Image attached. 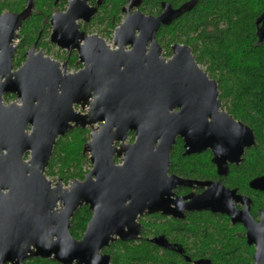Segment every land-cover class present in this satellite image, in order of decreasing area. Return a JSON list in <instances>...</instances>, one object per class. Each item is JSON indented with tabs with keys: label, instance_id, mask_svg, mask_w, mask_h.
Returning a JSON list of instances; mask_svg holds the SVG:
<instances>
[{
	"label": "water",
	"instance_id": "obj_1",
	"mask_svg": "<svg viewBox=\"0 0 264 264\" xmlns=\"http://www.w3.org/2000/svg\"><path fill=\"white\" fill-rule=\"evenodd\" d=\"M199 1L178 7L163 1L159 15H147L139 9L142 0H129L127 17L113 36L117 48L112 49L77 23L88 22L97 8L87 0H70L67 12L53 16L50 39L79 53L84 67L77 72H68L66 63L37 50V44L13 70L19 30L31 2L20 13L0 15V264L33 258L109 264L110 256L101 250L117 239H138L140 216L183 218L194 210L228 213L244 222L250 242L258 245L256 264H264V227L240 218L244 213L232 207L233 193L228 195L219 183L169 175L178 137L184 139L185 154L213 147L222 162L226 151L242 150L247 139L254 143L252 130L222 109L218 81L197 62L192 48L175 43L172 56L165 57L157 41L163 26ZM5 93L20 102L5 104ZM77 127L91 129L83 150L91 169L68 186L62 180L54 183L46 171L56 143ZM130 132L132 143L127 142ZM194 183L210 187L200 195L172 198L178 186ZM85 205L93 215L77 240L70 234L71 221Z\"/></svg>",
	"mask_w": 264,
	"mask_h": 264
},
{
	"label": "trees",
	"instance_id": "obj_2",
	"mask_svg": "<svg viewBox=\"0 0 264 264\" xmlns=\"http://www.w3.org/2000/svg\"><path fill=\"white\" fill-rule=\"evenodd\" d=\"M27 1L29 0H0V14L4 11L19 13L26 7ZM163 1L178 7L188 0H144L142 9L146 13L158 15ZM127 2L128 0L105 1L102 18L106 24L102 35L111 34L120 23L122 7ZM31 3L35 9L34 15L21 30L23 36L15 65H20L26 50L36 41L40 33L39 22L44 20V15L49 16L54 8V0H31ZM259 22H264V0H200L193 10L183 14L171 25L163 26L157 33V39L168 56L175 43L186 44L192 48L197 62L205 65L209 76L218 81L220 96L228 110L259 128L264 151V35ZM43 33V38L48 37L49 30L45 29ZM44 42L39 43L40 47L44 46ZM89 136V129L77 127L60 137L46 175L52 177L58 174L65 182L84 179L91 166L88 156L83 153ZM130 137L134 138L132 132ZM194 160L197 159L183 156L176 145L172 151L170 170L183 176H192ZM90 216L91 213L86 207L79 209L73 219L72 234L80 229V224L85 226ZM195 220L197 227L193 240L195 244L200 243L199 249L208 248L207 253L216 262L237 264L245 258L246 248L243 241L236 239L234 243L224 239L227 227L224 219L217 220L210 214H197ZM111 253L114 264L180 262L175 253L163 254L147 240L140 243L118 242L111 246ZM25 264L58 263L38 259Z\"/></svg>",
	"mask_w": 264,
	"mask_h": 264
},
{
	"label": "flooded vegetation",
	"instance_id": "obj_3",
	"mask_svg": "<svg viewBox=\"0 0 264 264\" xmlns=\"http://www.w3.org/2000/svg\"><path fill=\"white\" fill-rule=\"evenodd\" d=\"M105 1L106 0H87L88 6L91 8L96 7L97 11L90 18L88 22H86L83 19H79L77 23L80 26L81 31L86 32L88 35L96 34L104 38L106 42L111 46V48L115 49L117 47L114 45L113 36L115 34L116 29L121 25V23L127 17V14L124 12V8L129 5V0L127 4L122 7L120 23L113 29V32L110 34L112 36L111 43H109L107 39L102 35V30L105 28V24H106L103 22L104 19L102 18L103 16L102 6L103 4H105ZM143 1L144 0H142L139 9L147 15H153L143 11L142 9ZM29 2H31V0L27 1L26 7L28 6ZM69 3L70 0H54V8L50 13V15L49 16L44 15V20H41L38 24L40 28V33L37 36L36 41L26 50L24 54V59L20 63V65H15L16 54L22 39V37L20 36V32L23 29L25 23L28 20H30L34 15L35 9H33V5L31 3L32 5L31 13L29 17L24 21L21 29L19 30V38L18 41L16 42V51L13 58V70H18L25 63V60L27 58V52L32 48L34 44H37V50H42L45 53V51L43 50V47H45V42H44L45 38H43V34H44L43 32L45 29L49 30V34L47 38L50 47L53 46L58 47L57 45L51 43L50 37L53 30V25L51 23V20L56 13L67 12L69 8ZM26 7L23 8L20 12L26 9ZM134 10L135 9H132L131 12H133ZM4 12H8V11H4ZM258 25L260 29H263L262 35H264V22H259ZM91 30H97V32H93ZM42 41L44 42L43 44L44 46L40 47L39 43H41ZM59 49L61 50L62 56H59L58 58H64V60L62 59H55V60L61 63H66V69L68 72H77L84 67V63L80 61L79 53L76 50L69 51L67 49H61V48ZM128 49L130 48L128 47ZM46 55L50 56L48 54ZM163 56H164V48H163ZM171 56H172V52L169 57ZM3 99L5 104H9L11 102H20L19 98L16 95L10 93H5L3 95ZM222 105H223L222 109L227 111V113H229L237 122L243 123L245 126L249 127L252 130L254 134V143L250 142V139H247V143L249 144L244 145L242 150H240L238 147H235V149L233 150L226 151L224 161L222 162L223 156L219 157L216 149H214L213 147H209L208 149L199 153H193L190 155L185 154L184 139L178 137L175 145L173 146V149L177 145L178 150H181L183 156H188V157L192 156L195 157L197 160H194L193 162V164L194 163L195 164L192 167V172H191L192 176L191 175L183 176L179 173L173 171L171 172L170 169H169V175H176L185 180L194 181V182H204V183L208 182L215 184L219 183L228 191L227 192L228 195L233 193L231 205L236 212L244 213L243 216H240L242 220L253 223V225L256 226L261 225L262 227H264V181L260 184L255 183V181L257 180L264 179V151L262 149V141L260 138L261 131L259 130L258 127H254L251 123L235 116L233 112L228 110V107L224 105L223 101H222ZM76 109L80 112H85V110H83L79 106H77ZM83 129H89L91 133L90 128H83ZM130 133L127 140L128 143H132L135 140V136L132 139L130 137ZM239 145L241 148L242 144L240 142ZM172 151H171L170 168L172 166ZM116 162L119 163L120 161L116 159ZM65 186L68 185L65 184ZM209 187H210L209 185L200 186L195 183L192 186L189 185L178 186L174 190L175 195L172 198L175 199L180 197H186L189 195H194V196L200 195L204 193ZM187 201H190V198L185 200V202ZM84 207H86L89 210V206L85 205L82 208ZM174 207L175 205H172V208ZM89 212L91 213V216L85 222L86 223L85 226H82L80 224L79 225L80 229L77 230L75 234H72L71 231L73 219L75 216L73 217L70 227V234L73 238L77 240H81L85 235L86 229L88 227V223L93 215L90 210ZM197 214H210L213 218H216L217 220L224 219L227 222V227L226 230L224 231V239H228L229 241L234 243H236V239L241 240L243 241V244L246 248L245 256H244L245 258H242L241 261L238 262L237 264H256L255 254L258 251V245L255 242L252 241L250 242L251 236H249L248 234L247 225L244 222L235 221L232 218V216H230L228 213L212 212L205 210L186 211L183 218L175 217L173 215H164L162 213H153V214L146 213L138 218V223L141 224L142 227L141 235L138 239L130 240V241H123L121 239H117L116 241L111 242L108 246L104 247L101 250V254L109 255L110 256L109 264H114L113 261L114 259L111 253V246L113 244H116L118 242L140 243V241L142 240H147L151 244L157 246L163 254L166 252L175 253L180 261L177 264H219L218 262L215 261V258L211 257V255L207 253L208 248L202 247V249H199L198 246L200 245V243L195 244V241L193 240L194 235L196 233L195 229L197 227V224L195 223L196 221L195 218ZM160 227H162L161 228L162 230H159ZM256 237L259 236L257 235ZM231 248H233L234 250L235 249L234 245H232ZM38 259L41 258L27 259L26 261L23 262V264H25L28 261L38 260ZM42 260H52L57 262L58 264H61L60 262L54 260L53 258L42 259Z\"/></svg>",
	"mask_w": 264,
	"mask_h": 264
},
{
	"label": "rangeland",
	"instance_id": "obj_4",
	"mask_svg": "<svg viewBox=\"0 0 264 264\" xmlns=\"http://www.w3.org/2000/svg\"><path fill=\"white\" fill-rule=\"evenodd\" d=\"M93 32H97V30H91ZM20 36L22 37L23 34H22V31L20 32ZM102 36V35H101ZM104 36V35H103ZM107 41L109 43L112 42V36L109 34L107 36H104ZM47 42V44H45V47H43V50L45 51L46 54L50 55L51 57H53L54 59H62L64 60V58H58L59 56H62L61 54V50L56 47V46H53V47H50V44H48V38L45 37V43ZM171 55V54H170ZM164 56L165 57H169L168 55L165 54V50H164ZM201 65V64H200ZM201 67L207 71V67L205 65H201ZM12 101V100H11ZM88 156V155H87ZM89 158V157H88ZM91 165V163H90ZM89 169H91V166L89 167ZM50 180H52L54 183L57 182L58 180H62L64 184L68 185L72 180H70L69 182H65L63 179H60V176L57 174L56 176H52V177H48Z\"/></svg>",
	"mask_w": 264,
	"mask_h": 264
}]
</instances>
